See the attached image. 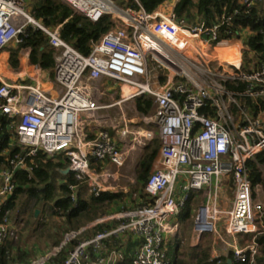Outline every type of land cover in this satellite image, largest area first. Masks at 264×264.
Wrapping results in <instances>:
<instances>
[{
    "label": "built area",
    "instance_id": "built-area-1",
    "mask_svg": "<svg viewBox=\"0 0 264 264\" xmlns=\"http://www.w3.org/2000/svg\"><path fill=\"white\" fill-rule=\"evenodd\" d=\"M62 1L93 22L111 17L113 26L92 42L90 53L68 43L60 25L36 18L26 0H0V119H6L9 133L1 153L0 246L17 242L19 223L7 203L19 186L17 173L25 170L31 177L39 151L52 159L65 156L64 169L78 181L69 185L72 198H77L80 182L100 196L117 192L111 191L115 187L110 181L115 182L137 151L155 139L153 125L161 146L145 188L152 201L97 218L67 232L44 256L15 264H126L130 249L128 264H171L168 241L179 232L178 215L192 192H204V201L194 211L195 235L214 234L224 240L218 231L224 213L219 195L230 179L234 197L225 230L232 263L258 264L264 199L255 197L248 161L264 154V58L252 72L242 69L243 37L249 30L236 27L239 9L212 25H187L174 8L148 12L140 0H132L136 6L118 0ZM263 1L241 4L249 12ZM30 28L42 31L55 51L50 87L44 84L48 70L30 60L17 78L8 77L2 68V52L19 47ZM229 42L236 44L239 64L218 56ZM21 50L29 59L31 48ZM104 79L119 83L117 101L100 102L114 89L104 91ZM240 82L243 88H238ZM139 96L153 101L149 113L138 111ZM114 221L80 239L63 261L58 260L72 240Z\"/></svg>",
    "mask_w": 264,
    "mask_h": 264
},
{
    "label": "trees",
    "instance_id": "trees-1",
    "mask_svg": "<svg viewBox=\"0 0 264 264\" xmlns=\"http://www.w3.org/2000/svg\"><path fill=\"white\" fill-rule=\"evenodd\" d=\"M118 1L125 6H136L132 0ZM166 1L167 0H140L142 6L148 12L157 10L159 6ZM236 9H239V12L235 15L237 29L241 30V28H247L249 30V34H246L243 37V43L246 49L243 50L242 69L247 72H252L254 69L258 68L264 58V1L254 5L249 12H246V8L241 4V0H178L174 6V11L178 20L187 25L199 23L212 25L223 14H231ZM31 13L36 18L42 19L45 24L49 26L60 25L61 36L84 54L90 53L92 42L98 40L113 26L110 16L105 15L98 22H93L87 16L76 12L69 4L62 0H34L31 5ZM25 46L31 48L29 55L31 63L40 64L46 70H53L55 65V51L48 44V39L44 33L32 28L28 30V35L25 38V41L19 45V47L10 49V64L12 67L17 68L19 66L20 60L18 58V52ZM228 85L231 87L234 86L230 83ZM243 87L244 83L240 82L238 88ZM135 101L137 109L141 114H147L152 110L153 101L150 98L139 96ZM6 124V119L1 118L0 166L4 163V156L1 155V153L3 148L7 145L9 136V133L6 131ZM159 150L160 141L159 139H154L145 147L142 158L138 162L136 169L137 183L132 188L131 192L137 193L139 196V204H146L152 201L151 199H148V194L146 193L145 188L150 173L154 168ZM34 162L37 166L31 177H29L25 170H20L17 173L16 180L19 186L8 200L7 207L14 209L17 204V198L22 193L27 194L28 199L32 197L35 198L38 203L54 200V203L51 206L54 209L59 208L56 212L61 216H64L67 223H71L73 219L89 208L90 201L87 198V191L89 193L91 192L87 188L85 182L79 183L77 198H72V191L70 190L69 185L71 183H77L78 181L75 180L74 175L71 172L68 174H63L61 172V169L67 168L68 166L67 159H65L64 155L58 156L57 159H52L48 158L42 151H39L34 157ZM263 164V153L258 154L256 160L248 161L249 175L253 187L258 184H264L261 169ZM58 178H61L62 181L59 182ZM90 195L91 201L99 207L97 210H104L100 206L104 202L111 205L120 200H124V197L128 196L121 192H103L100 196H95L94 193H91ZM195 195V193L190 194L189 199L178 215L183 224L191 217L192 200ZM100 215L94 216L89 221L99 218ZM84 225L76 228H71L70 226L68 232L78 230ZM108 226L111 225L103 223L96 228L85 231L82 235L63 247L58 256V260L63 261L68 249L73 248L80 239ZM51 236L53 237V235ZM52 239L55 245H58L63 241L64 237H62V239L60 237ZM172 240L173 238L168 241V246L170 247L168 257L171 264H175L178 243L176 242L171 246ZM258 240L264 250V235L260 236ZM194 250H198V248L195 247ZM132 255L133 253L130 249L126 264L129 263ZM222 259L223 260L220 264H230L228 263V259H232V255L229 254L228 257ZM29 260V253L24 251L21 245L17 243L7 241L0 246V264H15L16 262H28ZM199 262V264L217 263L215 260L210 261L203 258H201ZM258 264H264V258L262 256L258 257Z\"/></svg>",
    "mask_w": 264,
    "mask_h": 264
},
{
    "label": "rangeland",
    "instance_id": "rangeland-1",
    "mask_svg": "<svg viewBox=\"0 0 264 264\" xmlns=\"http://www.w3.org/2000/svg\"><path fill=\"white\" fill-rule=\"evenodd\" d=\"M34 0H26L27 7L29 11L31 12V5ZM120 2V1H119ZM121 3V2H120ZM169 4V3H168ZM163 9L167 10L169 9V5H164L162 7ZM231 52H237L234 47L229 48ZM218 56L224 60L225 58L221 56V51L218 50ZM243 63V61H242ZM150 67H153L151 65ZM168 72V71H167ZM161 79L165 80L164 75L162 74ZM112 88L110 92L107 91V88ZM104 91L106 92V95H104V98L100 99V102L109 103L113 100H118L120 98L121 89L119 86V83L110 80L109 82L104 79ZM111 96V97H110ZM114 114H118L117 108H114ZM132 115V113H130ZM141 127L142 126H148L144 122H139ZM155 130V139H159L158 136V129L156 126H151ZM144 147L137 151L138 154L137 157L131 159L132 162L129 163V167L122 170L120 172L121 176L117 178L115 182L110 181V183L114 184V187L111 191H117L121 193H126L125 195H128L127 197H124V201L121 202L122 205L117 206L115 203L108 204L107 202H104L100 206L104 210H97L99 208L96 204H94L91 201V193L87 191V198L90 201L89 208L85 211H83L79 216H77L75 219L72 220L71 223H67L65 221L64 216H61L58 212L59 208H53L51 205L54 203V200L48 201V202H41L38 203L35 198L28 199V195L25 193H22L17 198V204L13 211V217L17 219L19 223V236L17 238V244L21 245L24 251L29 253L31 260H36L41 255H45L50 249L55 246V243L53 242L52 238H61L65 236V234L68 232V228L71 226V228H76L78 226L90 223L92 221H89L94 216L100 215V217H103L107 214L113 213L114 211H117L122 208H127V205L137 204L138 203V196L134 195V192L132 191V188L136 185V165L138 161L140 160L143 152ZM262 173H263V179H264V164L261 166ZM58 181L61 182L62 179L58 178ZM264 184H259L254 187L255 191V197L256 199H264V190L262 186ZM127 189L128 192H124L123 190ZM204 197V192L202 191L198 197L194 198L192 200V208L197 209V207L201 204V201ZM234 197V186L232 179L227 180L224 183V186L222 188V191L219 195V203L222 205L224 213L222 214V219L220 220V225L218 226V231L220 232L221 236L224 240H221L218 238V236L214 234H205L201 237H198L194 233V219L195 214H193V219L191 217V220L187 223L188 227V233H190L189 237L187 238L185 235V232L181 231V234L176 235L173 237L172 244L178 243V250H177V257H176V263L175 264H199V260L201 258L205 260H215L217 263L220 264L223 260V257H228L230 252V248L227 245L226 242L230 241V237L226 234L225 225L227 223V211L229 210V206L231 205V201ZM98 214H97V212ZM36 212H38L36 214ZM89 221V222H88ZM53 235V237L51 236ZM195 237V242H192V236ZM62 236V237H61ZM169 245V243H168ZM167 245V246H168ZM197 247L198 250H194V248ZM170 247L168 246V251ZM259 256H262L264 258V250L262 247H260V254Z\"/></svg>",
    "mask_w": 264,
    "mask_h": 264
},
{
    "label": "crops",
    "instance_id": "crops-1",
    "mask_svg": "<svg viewBox=\"0 0 264 264\" xmlns=\"http://www.w3.org/2000/svg\"><path fill=\"white\" fill-rule=\"evenodd\" d=\"M178 0H167L166 2H164L163 4H161L160 6H159V8H158V10H165V9H163L162 7L166 4V5H169V9H172V8H174V6H175V4H176V2H177ZM169 3V4H168ZM225 47V46H224ZM224 47H222V48H224ZM227 47L228 48H231V47H234L235 48V50H237L236 49V44H234V43H232V42H229V43H227ZM11 48H16V47H14V46H11V47H8L7 49H5L3 52H2V57L4 58V61H6V65H5V67H2L3 69H4V73L8 76V77H10V78H17V76H15V75H17V71H19L20 69L22 70V67L27 63V61L29 60L26 56H25V53L20 49L19 50V52H18V58H19V60H20V63H19V66L17 67V68H15V67H12L11 66V64H10V49ZM236 52V51H235ZM234 52V53H235ZM238 52V51H237ZM230 53H231V55H233L232 53L233 52H231L230 51ZM228 60V59H227ZM242 61H243V56H242ZM47 79L46 80H48V81H46L44 84H45V86H47V87H50L51 86V83L50 82H52L53 81V76H54V73H53V70H48L47 71ZM50 80V81H49ZM260 116L263 118V120H264V111L260 114ZM154 140V139H153ZM152 140V141H153ZM161 146V145H160ZM159 152H160V150H159ZM142 158V157H141ZM140 158V159H141ZM158 158H159V153H158V156H157V159H156V162H155V165H154V168L158 165ZM139 162V161H138ZM153 168V169H154ZM202 191H200V192H192V193H195L196 195L194 196V198H196V197H198L199 196V194L201 193ZM126 194V193H125ZM134 195H137V193H134ZM138 196V195H137ZM138 200H139V196H138V198H137ZM124 200H120L119 202H117V203H115L117 206H119V205H122V203L121 202H123ZM204 200L202 199V201L201 202H203ZM140 202L138 201V203L137 204H132V205H127V208H129V207H135V206H139V205H143V204H139ZM121 209H124L123 208V206H122V208ZM121 209H119V210H117V211H120ZM117 211H114V212H117ZM194 211H195V209H193L192 208V211H191V217H192V219H193V214H194ZM113 212V213H114ZM111 214V213H110ZM191 217L189 218V219H187L186 220V222L183 224L181 221H180V229H179V232L176 234V235H178V234H181V231H182V229H183V231L185 232V234H187V235H185L187 238H190L189 237V235H190V233H188V227H187V223L189 222V220H191ZM179 218V217H178ZM180 220V219H179ZM195 220V219H194ZM116 223V221H114V222H111V223H105V224H108V225H112V224H115ZM175 235V236H176ZM174 236V237H175ZM173 238V237H172ZM240 241H242L241 239H240ZM192 242H195V237H194V235L192 236ZM240 243H242V242H240ZM224 258V257H223ZM29 261H31V259L29 260ZM233 264V263H232Z\"/></svg>",
    "mask_w": 264,
    "mask_h": 264
},
{
    "label": "bare ground",
    "instance_id": "bare-ground-1",
    "mask_svg": "<svg viewBox=\"0 0 264 264\" xmlns=\"http://www.w3.org/2000/svg\"><path fill=\"white\" fill-rule=\"evenodd\" d=\"M161 41V40H160ZM164 43V42H161ZM224 48H220L219 51H221V56H223L225 59H228L230 62H233L235 64H239V53L238 52H233L231 55L229 48L227 45H224ZM17 76V75H15Z\"/></svg>",
    "mask_w": 264,
    "mask_h": 264
},
{
    "label": "water",
    "instance_id": "water-1",
    "mask_svg": "<svg viewBox=\"0 0 264 264\" xmlns=\"http://www.w3.org/2000/svg\"><path fill=\"white\" fill-rule=\"evenodd\" d=\"M61 172H62L63 174H68L69 169H62ZM37 213H38V212H36V214H37ZM228 263L232 264V259H228Z\"/></svg>",
    "mask_w": 264,
    "mask_h": 264
}]
</instances>
